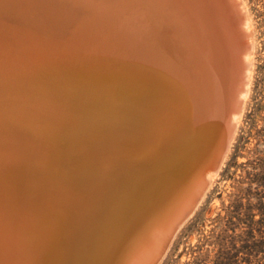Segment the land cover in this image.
Instances as JSON below:
<instances>
[{
	"label": "bare ground",
	"instance_id": "bare-ground-1",
	"mask_svg": "<svg viewBox=\"0 0 264 264\" xmlns=\"http://www.w3.org/2000/svg\"><path fill=\"white\" fill-rule=\"evenodd\" d=\"M228 1L230 39L204 0H0V264L164 255L253 82V14ZM99 101L100 124L76 118Z\"/></svg>",
	"mask_w": 264,
	"mask_h": 264
},
{
	"label": "rangeland",
	"instance_id": "rangeland-1",
	"mask_svg": "<svg viewBox=\"0 0 264 264\" xmlns=\"http://www.w3.org/2000/svg\"><path fill=\"white\" fill-rule=\"evenodd\" d=\"M245 1L257 45L243 115L219 174L155 264H264V0Z\"/></svg>",
	"mask_w": 264,
	"mask_h": 264
},
{
	"label": "water",
	"instance_id": "water-1",
	"mask_svg": "<svg viewBox=\"0 0 264 264\" xmlns=\"http://www.w3.org/2000/svg\"><path fill=\"white\" fill-rule=\"evenodd\" d=\"M204 1L214 11L217 10L216 9V4H218V5H220V6L223 7L224 11H222V12H223V15L224 16H220V12L217 11L216 18H218V20L220 19L219 21L223 25V29H225L226 37H228V39H230L231 32H229V28H233V27H235L237 25L240 26V23L235 18V16L234 17L232 16V11L233 10L231 9L230 2L228 0H204ZM229 22H230V24H229ZM28 31H29V36L28 37H30V40H27V41L30 42V43H40L41 44V43L52 42L53 41L52 39L49 40L46 37V34L47 33H42L41 31L34 30L32 28L28 29ZM31 33H34V35H32ZM95 35L96 36H99L98 38L100 39L99 33H96ZM64 39L65 38L63 37V34H61V35H59V37H56L55 38V41L58 42V43H60V44H63V43H66V41ZM126 61H124V62H126ZM105 81L106 82L103 81L102 84L105 83L107 85L110 82L108 79H106ZM146 95L147 94H145V96ZM151 98H153V95H151L150 99ZM145 99H146V102H148L150 100V99H147V97ZM140 102H141V100L137 103L136 107L141 104ZM109 107L110 106H107L105 102L103 103V101H99L98 102V106L95 107V110H94V111L99 110V112H92L89 108H87V110L85 109V111L82 114L81 113L80 114L78 113L80 116H77L76 118H79L80 119V122H82V123L87 122L89 124H92V122H95L97 124H100L101 123V119H105L107 117V114L109 113V111L111 109ZM235 107H236V110H238V108L240 107V103H238V101L236 102ZM87 113H88V117L89 118L86 120L85 118H86V114ZM92 113H93V116H91ZM234 128H235V126H234V124H232V127L229 130H225L226 133L224 134V138H223L222 145H221V152H220V155L218 156V161H220V159L223 157L224 152L226 151V149H227V147L229 145V142H230L231 137H232L233 132H234ZM203 151H205V150L204 149H201V151H199V153H203ZM202 162L203 161H200L199 163L201 164ZM193 168L194 167L191 166V169H189V171L187 170L188 175H191V173L193 172Z\"/></svg>",
	"mask_w": 264,
	"mask_h": 264
}]
</instances>
